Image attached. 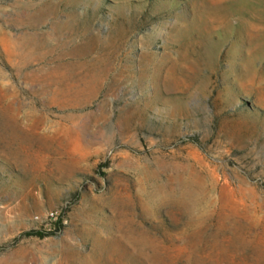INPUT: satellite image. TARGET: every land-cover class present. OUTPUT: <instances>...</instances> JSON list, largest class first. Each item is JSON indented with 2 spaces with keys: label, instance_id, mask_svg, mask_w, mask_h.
Wrapping results in <instances>:
<instances>
[{
  "label": "rangeland",
  "instance_id": "rangeland-1",
  "mask_svg": "<svg viewBox=\"0 0 264 264\" xmlns=\"http://www.w3.org/2000/svg\"><path fill=\"white\" fill-rule=\"evenodd\" d=\"M0 264H264V0H0Z\"/></svg>",
  "mask_w": 264,
  "mask_h": 264
},
{
  "label": "trees",
  "instance_id": "trees-1",
  "mask_svg": "<svg viewBox=\"0 0 264 264\" xmlns=\"http://www.w3.org/2000/svg\"><path fill=\"white\" fill-rule=\"evenodd\" d=\"M25 234L26 235H36V236H42L43 235V233H41L39 231H27V232H25Z\"/></svg>",
  "mask_w": 264,
  "mask_h": 264
},
{
  "label": "built area",
  "instance_id": "built-area-1",
  "mask_svg": "<svg viewBox=\"0 0 264 264\" xmlns=\"http://www.w3.org/2000/svg\"><path fill=\"white\" fill-rule=\"evenodd\" d=\"M50 216H51V213H50Z\"/></svg>",
  "mask_w": 264,
  "mask_h": 264
}]
</instances>
